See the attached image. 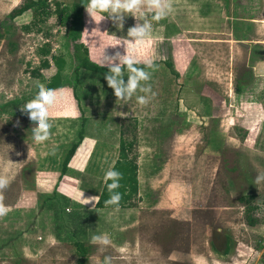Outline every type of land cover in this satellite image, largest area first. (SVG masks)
I'll use <instances>...</instances> for the list:
<instances>
[{"label":"rangeland","instance_id":"374dc122","mask_svg":"<svg viewBox=\"0 0 264 264\" xmlns=\"http://www.w3.org/2000/svg\"><path fill=\"white\" fill-rule=\"evenodd\" d=\"M56 1L75 0H50L53 6ZM23 2L0 0V26L7 24L0 36V170L14 175L4 193L10 211L0 217V264H78L80 239L90 244L87 264H103L106 256L111 264H264V182L255 184L257 172H264V0H172V12L158 22L142 8L152 32L130 53L145 61L169 56L180 74L155 62L148 82L155 96L147 105L135 95L117 102L105 75L86 69L73 88L77 62L65 27L56 16L43 31L26 29L30 13L8 20ZM136 22L126 16L120 29L107 14L97 23L85 10L82 39L90 56L104 64L122 54L119 42L126 48L128 28ZM45 43L68 64L65 85L57 89L63 100L50 109L51 138L36 144L34 124L20 107L42 83L31 72ZM55 71L52 65L42 74L50 79ZM86 112L94 115L91 123L81 115ZM129 118L138 124L139 200L128 209L99 211V221L92 215L85 238L70 214L94 209L100 192L93 188L103 186L114 165L108 157L119 156ZM80 130L84 139L97 141L95 149L86 137L70 162L73 175L62 176ZM106 150L107 161L101 159ZM252 194L255 226L247 223L240 200ZM104 234L110 246L101 250L89 242Z\"/></svg>","mask_w":264,"mask_h":264},{"label":"trees","instance_id":"16d2710c","mask_svg":"<svg viewBox=\"0 0 264 264\" xmlns=\"http://www.w3.org/2000/svg\"><path fill=\"white\" fill-rule=\"evenodd\" d=\"M87 0H75L71 4H64L59 1L55 2L53 6L50 0H24V2L15 7L11 13L8 15V20H14L21 15L26 13H30L32 15V22L29 25H26L27 30H36L43 31L45 25L48 20L52 16H56L58 23L65 27L66 33L68 35L70 45L73 48V59L77 62V65L74 69L75 78L73 80V88H76L79 74L81 69H86L89 71H93L99 74L105 75L109 69L107 66L102 67L101 63L97 62L90 56L89 49L87 45L83 42V33L85 29V5ZM4 27L7 26L6 23H2ZM0 26V36H4L1 33ZM9 26V25H8ZM119 47H122V54L124 51H127L126 48L119 42ZM120 49V48H119ZM124 49V50H123ZM162 50L159 49V53L161 54ZM51 55V58L48 57ZM38 56L41 58L39 66L32 70V75L34 77H39L42 79V83L45 84L49 88L58 89L65 85L63 73L67 67L68 61L64 56L52 54V49L50 45L45 43L38 49ZM141 64L138 65L143 67V62L145 60H140ZM154 63L157 61H165L167 65L172 69L173 74L178 78L179 73L176 71L175 66L168 56V58H161V55L158 59L154 58L152 60ZM118 63V62H116ZM52 65L56 67L55 73L51 76L50 79H45L42 70L51 68ZM124 71H127L124 68ZM242 90L241 85H236V92L240 93ZM38 92V90H37ZM22 103L21 105H24ZM129 118V126L127 123H123L122 127V136L120 140V148H119V156L116 162L113 165V169L120 171L123 174V179L120 181L121 187L117 190L122 193V199L119 205H105V201L109 198L110 194L107 190V186L104 183L102 190L100 192L99 198L95 204L94 209L87 210L82 209L74 210L70 214V218L72 223L78 232L86 238L89 235L90 229V220L92 215L95 216V219L99 221V215L97 214L101 210H113L117 208H131L137 204V200H139V178H138V170L139 165L137 163V155H136V145L138 144L137 139V126L138 124L130 121ZM85 120V119H84ZM79 140L73 144V146L69 149L67 155L65 156L62 163V176L69 172L70 162L75 155L78 147L84 140V131L80 130L79 132ZM111 181H109L110 183ZM54 199L59 198L57 192H53L52 196ZM255 195L241 196L240 200L246 206V219L247 223L251 226H255L259 219L255 217L252 212L258 208L257 205L254 204L253 200ZM50 199V198H49ZM77 207L80 208L79 204ZM54 208V207H50ZM81 209V208H80ZM55 213L58 216V211L55 210ZM232 240L228 239L226 244L225 253L231 249ZM75 245L78 251V264H87L88 254L90 252V244H88L85 240L80 239L75 241ZM264 253V251H263ZM264 261V254H263Z\"/></svg>","mask_w":264,"mask_h":264},{"label":"clouds","instance_id":"9594fccd","mask_svg":"<svg viewBox=\"0 0 264 264\" xmlns=\"http://www.w3.org/2000/svg\"><path fill=\"white\" fill-rule=\"evenodd\" d=\"M87 14L97 23L105 19V14L110 17L113 22L123 29L126 16L136 18V24L128 28V45H126L127 54L121 55L119 52L114 57H108V60L102 64V67L107 66L109 71L105 74V79L108 86L113 89L114 95L118 101H128L134 95L140 105H147L155 93L152 91L151 80L152 72L156 70V65L152 60L143 62L144 66L140 67L141 61L133 54L136 47L141 46L145 39L152 32V24L140 10L144 7L152 14L151 18L155 21H160L166 18L173 10L172 0H87L84 3ZM140 12L137 16L136 13ZM141 21H143L141 23ZM118 60L119 63L114 61ZM124 68L128 71V79H124ZM138 93H143L139 95ZM63 100V93L57 89L49 88L45 84H38V92L27 103L20 107V111L27 115L29 120L33 122L32 127L33 140L36 144H42L51 138V129L53 128V117L50 115V109ZM19 121H17V126ZM9 147L7 153L12 149ZM54 154V153H53ZM20 155V153H17ZM30 155V145H29ZM11 161V160H10ZM104 182L110 194L105 201V205H119L122 199V193L117 191L120 187V181L123 179V174L113 168H109L104 173ZM14 180L7 167L0 170V217L6 216L10 208L5 204V191L10 187ZM109 181H111L109 183ZM264 182V172L258 171L255 179V184ZM89 202L95 200V196L90 197ZM92 245L99 249H104L110 246L112 241L104 235H94L89 241ZM27 250H25L26 252ZM103 264H111V258L105 257Z\"/></svg>","mask_w":264,"mask_h":264},{"label":"crops","instance_id":"0c3cea01","mask_svg":"<svg viewBox=\"0 0 264 264\" xmlns=\"http://www.w3.org/2000/svg\"><path fill=\"white\" fill-rule=\"evenodd\" d=\"M81 115L83 116V119L86 117V118H88V121H87V123L88 122H92L90 119H91V117L93 118V116L94 115H90V114H87V112L86 113H81ZM86 137L88 138V136L86 135ZM86 137H85V139L83 140V142H86L87 141V139H86ZM88 140H89V142L91 141V145H90V147H91V149H95V144L97 143V141L95 140V139H92V138H88ZM82 142V143H83ZM82 143H81V145L78 147V149H80V147L82 146ZM85 147V146H84ZM117 147L118 146H111L110 148H115V149H117ZM78 149H77V151H76V153H75V155H74V157L77 155V152H78ZM110 151L109 150H106L105 152H103V153H101V159H104V160H106L107 161V157H108V155L110 154L109 153ZM119 152V151H118ZM79 155V154H78ZM77 155V156H78ZM114 157V156H113ZM109 159H111V162L114 164L115 162H116V160H117V158H118V156H116L115 158H114V160L112 161V158H110V157H108ZM73 161V159L71 160V162ZM71 164V163H70ZM74 169V167H72L71 165H69V172L67 173V174H70V175H73V173H71V170H73ZM79 173H80V175H83V172H80L79 171ZM74 175H77V176H79V174L78 173H75ZM78 179H79V177H78ZM77 181V180H76ZM75 181V182H76ZM78 182V181H77ZM102 185H104V183L102 184ZM102 187L103 186H100V185H97L96 187H94L93 189H95V190H97V189H99V192H101V190H102ZM90 189H92V188H90ZM97 193V192H96ZM99 194L100 193H98V197H99Z\"/></svg>","mask_w":264,"mask_h":264}]
</instances>
